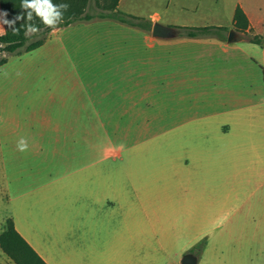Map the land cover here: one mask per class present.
Masks as SVG:
<instances>
[{
    "label": "crops",
    "instance_id": "crops-1",
    "mask_svg": "<svg viewBox=\"0 0 264 264\" xmlns=\"http://www.w3.org/2000/svg\"><path fill=\"white\" fill-rule=\"evenodd\" d=\"M152 2L162 14L141 17L152 28H175L191 12L222 18L221 6L171 0H119L118 9L146 16L137 10ZM237 6L261 44L234 27ZM226 16L227 26L213 24L235 30L236 42L179 35L158 42L152 29L119 22L138 34L105 37L115 45L98 54L95 84L86 66L75 68L67 97L49 80L18 105V119L27 109L34 124L49 127L19 136L28 143L17 148L20 167L46 175L24 189L10 216L47 264H181L202 240L197 264H264V0H232ZM111 138L117 142L105 147ZM30 150L41 156L33 166Z\"/></svg>",
    "mask_w": 264,
    "mask_h": 264
},
{
    "label": "rangeland",
    "instance_id": "rangeland-1",
    "mask_svg": "<svg viewBox=\"0 0 264 264\" xmlns=\"http://www.w3.org/2000/svg\"><path fill=\"white\" fill-rule=\"evenodd\" d=\"M112 0H86L92 7H96L97 3L102 6L110 3ZM193 4L194 6L212 5L217 9L222 7V18L216 15H201V13H190L188 16H178L177 26H184V23H191L192 27L202 26H218L213 23L223 21L230 24L229 17L226 16L228 5L232 0H171L172 6L179 3ZM135 5V3H132ZM154 3L141 5L137 11L143 15L139 16L149 18L154 11L162 14L161 8L154 10ZM97 8V7H96ZM215 9V8H214ZM196 12V10H192ZM172 13H181L178 9L173 8ZM137 16V15H135ZM162 24L161 22H158ZM121 24L113 19H96L91 22H75L67 27H63L61 31L53 35L48 44L37 50L24 54L21 58L15 57L5 67L0 68V234L3 232L6 221L12 219L10 211L16 213L17 199L22 197L25 189L34 190V185L44 174H39L33 164L39 163L40 155L30 150L28 156L29 164L33 167L23 168L20 163L24 162V156L18 154L17 142L19 136L23 133H40L49 130L47 126H38L32 122L34 114L27 112V109L21 113L24 118L18 119V109L21 107L22 100H34L39 95L42 86L47 85L49 80L54 90H57V97L65 98L71 90H75L74 71L82 67H87L90 81L96 83V60L98 54L107 49L114 48L113 41L105 42V37H112L114 34L136 36L138 33L119 27ZM130 32V33H128ZM153 36V35H152ZM155 38V37H154ZM158 42H166L171 39L155 38ZM174 39V38H172ZM111 41V42H110ZM107 47V49L105 48ZM82 56V57H81ZM81 57V58H80ZM87 59V63L85 60ZM45 70V74L40 76L41 70ZM45 78L46 80H44ZM49 82V83H50ZM50 83V84H51ZM46 88V86H45ZM47 89V88H46ZM48 90V89H47ZM96 90V89H95ZM97 98V92H94V99ZM31 108V107H29ZM56 111V110H55ZM39 115L34 120H38ZM122 129H128L129 123L121 124ZM34 136V134L32 133ZM32 136V137H33ZM30 144L34 142L29 139ZM115 138L104 140L105 147L112 146L116 143ZM116 145V144H115ZM26 163V161H25ZM22 181L23 188H18V182ZM13 220V219H12ZM31 220V219H30ZM0 264H16L11 260L0 247Z\"/></svg>",
    "mask_w": 264,
    "mask_h": 264
},
{
    "label": "trees",
    "instance_id": "trees-1",
    "mask_svg": "<svg viewBox=\"0 0 264 264\" xmlns=\"http://www.w3.org/2000/svg\"><path fill=\"white\" fill-rule=\"evenodd\" d=\"M53 4H68L67 11L63 13V22L57 21V28L67 27L75 22H90L96 19H113L123 24L139 27L145 30L152 29V22L132 14L125 13L118 9L119 0H112L110 3L101 5L97 3V8L92 7L86 0H52ZM22 0H0L3 22L5 20H15L14 27L18 29V34H14L13 28L4 23L5 31L0 35V66L8 62L9 57L21 55L24 52L32 51L40 47L53 30L43 25L38 17L33 13V19H27V11L22 7ZM6 13V15H5ZM17 16L23 19L16 20ZM32 24L40 32L38 35L29 33L25 35L27 26ZM250 26L248 17L244 10L237 6L234 14V27L243 34L246 40L256 44L263 42L260 36H252L247 30ZM178 35L183 37H205L215 36L227 40L231 31L226 26H176ZM205 246V240L200 241L191 249V253L200 256ZM0 247L4 253L16 264H47L30 244L16 230L12 219L6 221V226L0 234Z\"/></svg>",
    "mask_w": 264,
    "mask_h": 264
},
{
    "label": "clouds",
    "instance_id": "clouds-1",
    "mask_svg": "<svg viewBox=\"0 0 264 264\" xmlns=\"http://www.w3.org/2000/svg\"><path fill=\"white\" fill-rule=\"evenodd\" d=\"M21 7L27 11V19L29 21L33 19V13H35V16L40 19L45 27L55 30L57 28V21H59V23L63 22V13L67 11L69 5L65 3L56 5L52 3V0H22ZM19 19H23V17L17 16L16 20ZM4 23L13 28L14 34H18V29L14 27L15 20H5ZM39 32L40 30L36 26L29 24L25 35L28 36L29 33L38 35ZM0 47H2V45H0ZM17 148L22 152L27 150L28 143L24 137H21L18 141Z\"/></svg>",
    "mask_w": 264,
    "mask_h": 264
},
{
    "label": "water",
    "instance_id": "water-1",
    "mask_svg": "<svg viewBox=\"0 0 264 264\" xmlns=\"http://www.w3.org/2000/svg\"><path fill=\"white\" fill-rule=\"evenodd\" d=\"M152 35L160 39H172L178 36V30L172 26H166L160 23H154ZM239 35L235 30H231L228 34V42H236ZM198 258L193 253H186L181 260V264H197Z\"/></svg>",
    "mask_w": 264,
    "mask_h": 264
}]
</instances>
